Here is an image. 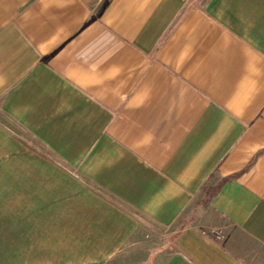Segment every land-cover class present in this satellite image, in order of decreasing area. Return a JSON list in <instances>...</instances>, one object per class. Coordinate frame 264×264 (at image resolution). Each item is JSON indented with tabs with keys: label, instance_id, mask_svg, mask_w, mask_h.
Returning <instances> with one entry per match:
<instances>
[{
	"label": "crops",
	"instance_id": "1",
	"mask_svg": "<svg viewBox=\"0 0 264 264\" xmlns=\"http://www.w3.org/2000/svg\"><path fill=\"white\" fill-rule=\"evenodd\" d=\"M0 112L74 263L264 264V0H0Z\"/></svg>",
	"mask_w": 264,
	"mask_h": 264
},
{
	"label": "rangeland",
	"instance_id": "2",
	"mask_svg": "<svg viewBox=\"0 0 264 264\" xmlns=\"http://www.w3.org/2000/svg\"><path fill=\"white\" fill-rule=\"evenodd\" d=\"M3 122L0 112L1 128ZM13 130V138L0 130V264H76L74 258L82 248L65 245L74 232L55 229L65 226L66 215H59L62 221H57L53 212L58 208L45 198L49 192L39 198L36 184L26 182L35 153L26 144L35 140Z\"/></svg>",
	"mask_w": 264,
	"mask_h": 264
},
{
	"label": "built area",
	"instance_id": "3",
	"mask_svg": "<svg viewBox=\"0 0 264 264\" xmlns=\"http://www.w3.org/2000/svg\"><path fill=\"white\" fill-rule=\"evenodd\" d=\"M215 236H216L217 238H222L223 234H222L221 231H219V232H217V233L215 234Z\"/></svg>",
	"mask_w": 264,
	"mask_h": 264
}]
</instances>
